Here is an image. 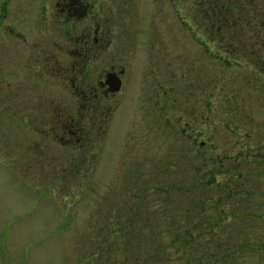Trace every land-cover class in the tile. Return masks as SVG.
<instances>
[{"label":"rangeland","instance_id":"rangeland-1","mask_svg":"<svg viewBox=\"0 0 264 264\" xmlns=\"http://www.w3.org/2000/svg\"><path fill=\"white\" fill-rule=\"evenodd\" d=\"M95 2L126 69L85 108L105 66L36 76L26 51L69 35L0 0V264H264V36L235 53L202 0ZM65 108L86 143L37 128Z\"/></svg>","mask_w":264,"mask_h":264},{"label":"flooded vegetation","instance_id":"flooded-vegetation-1","mask_svg":"<svg viewBox=\"0 0 264 264\" xmlns=\"http://www.w3.org/2000/svg\"><path fill=\"white\" fill-rule=\"evenodd\" d=\"M46 1V13L51 20L57 21V31L59 32L61 30L62 32L60 33L64 37H66V34L69 36L63 39L64 42H62L61 45L55 44L57 46L55 50H48L40 45L38 49L39 53L34 50L26 51V57L33 62V68L35 69L31 68V70L34 74L36 76L40 74V78H46L45 73L53 76V72L58 69L60 63L57 53L61 51L67 53L68 58L71 57V60L67 62L66 65H72V69H74V67H79V72H81V74H85L92 64H98L101 68L105 66L102 76L96 78L95 85L89 89V91L82 92L81 89H79L78 100L82 101L80 103L86 106L85 108L90 107V101H101L100 99L106 98L119 91H111L107 79L113 82L112 77L115 76L111 75H117L121 79L122 85V76L124 75L126 65L123 61V55L121 53L122 48H120V45L119 47L116 46L114 55L110 54L112 61L103 63L100 60L103 58V55L107 56V50L112 35V31L109 29L107 22L109 17L103 16V13L99 12L102 9L101 6L98 5V7L95 0ZM72 26L74 27L71 28ZM45 33L46 31L44 34ZM49 39H51L53 43H57L55 38L51 37ZM71 42L72 44L69 46L68 43ZM93 58H96V60ZM66 67L70 68V66ZM40 69L43 73H40ZM73 75L75 76V74ZM76 76L81 77L82 75L76 74ZM51 101H53V99H51ZM95 104L97 105V103ZM55 111L63 112H56L54 117H52V123L48 127H45L46 122L42 120L37 124V128L40 129L41 132H46L48 134L50 132L57 133L61 130L58 136L62 139L65 134L70 136V138H68L69 140H65L68 141L69 144L75 143L76 141L79 144L86 143L89 137L84 139V136H81L83 132H86L84 124L82 123L83 120L75 117V114H73L70 109L65 108ZM39 119H41V117Z\"/></svg>","mask_w":264,"mask_h":264},{"label":"trees","instance_id":"trees-1","mask_svg":"<svg viewBox=\"0 0 264 264\" xmlns=\"http://www.w3.org/2000/svg\"><path fill=\"white\" fill-rule=\"evenodd\" d=\"M202 9L206 24L213 25L235 53L247 52L248 34L264 36V0H202Z\"/></svg>","mask_w":264,"mask_h":264},{"label":"water","instance_id":"water-1","mask_svg":"<svg viewBox=\"0 0 264 264\" xmlns=\"http://www.w3.org/2000/svg\"><path fill=\"white\" fill-rule=\"evenodd\" d=\"M109 75V74H108ZM110 76V75H109ZM111 76H115V77H112L113 79V82H110L108 79H107V82L109 83V89L111 91H115V90H118L120 88V85H121V79L119 78V76L117 75H111Z\"/></svg>","mask_w":264,"mask_h":264}]
</instances>
